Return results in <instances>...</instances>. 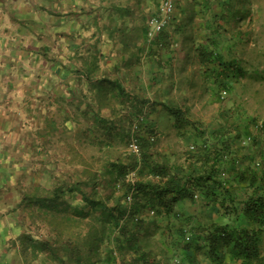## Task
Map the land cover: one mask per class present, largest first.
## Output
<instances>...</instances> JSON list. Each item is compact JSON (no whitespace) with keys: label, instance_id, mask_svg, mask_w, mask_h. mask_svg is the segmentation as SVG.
<instances>
[{"label":"trees","instance_id":"16d2710c","mask_svg":"<svg viewBox=\"0 0 264 264\" xmlns=\"http://www.w3.org/2000/svg\"><path fill=\"white\" fill-rule=\"evenodd\" d=\"M240 10L233 19L234 23L247 27L253 25L252 16L262 12L252 0H247L246 6ZM177 19L175 15L173 31L177 26L179 28ZM181 26L182 32L185 26L183 23ZM145 29L151 59L158 61L153 80L159 76L163 80L167 77V70H172V59L163 56L164 53L174 52L172 37L162 32L150 40L147 36L148 27L145 26ZM173 31L170 30L169 35ZM240 33L241 30L238 35ZM246 33L248 36L250 31ZM218 35L215 37L220 42L225 39L229 54L238 53V47L244 45L242 35L231 36L229 32ZM210 57L214 62L211 82L218 88V94L232 90L233 83L237 85L240 77L230 66L215 61L217 55L211 54ZM202 61H205L204 58ZM207 73L205 78L209 80ZM110 94L107 107L112 112L111 116L102 117L99 110L94 117L85 114L86 108L81 112L79 106L78 115L75 116L70 114L71 111L66 112L67 107L64 105L69 104L59 105L54 119L56 130L67 131L71 122L79 131L70 132L82 145H93L101 151L102 157L96 162L99 168L94 171L86 164L72 162L70 169L81 172L75 174V180L58 182L50 188L38 185L24 193L22 204L27 210H37L50 233L46 238L35 236L28 228L23 230L21 225L24 224L14 217L13 225L18 228L16 232L22 233L13 242L7 241L5 246L18 248L26 264H35L37 260L41 264H53L52 260L54 264H264L258 229H250L241 223L242 220H249V224L260 222V225H264V188L259 185L258 175L254 176L252 170L242 166L238 169L236 166L238 161H242L241 157L246 156L244 151H248L252 138L256 136L250 134V127L245 126L239 131L236 128L229 130L228 126L229 132L225 131L226 134L214 132L213 141H209L196 157V161L199 160L196 167L189 164L193 161L189 155L184 156V164H179L164 153L154 154L151 151L152 144L160 135L154 132L156 125L151 124L155 122L149 118L145 124L152 134L148 139L137 136L139 152L131 151L137 157L129 156L126 159L128 162L118 161L114 160L117 159L115 144L128 137L131 149L135 138L133 133L126 134L124 120L130 124L140 115L143 107H137L140 96L127 92L122 86L113 88ZM124 102L125 109L134 105V110L132 107L131 110L121 109ZM88 106L91 109L90 104ZM124 111L128 113L123 115ZM171 114H162L160 120L169 126L173 124L170 116L174 115V126L182 134L181 112L176 110ZM259 126L264 128V123L260 122ZM262 135L264 137V130ZM75 144V140H71L65 147L66 151L77 157L79 150ZM63 146L61 149H64ZM249 162L253 163L251 159ZM256 164L262 166V161ZM227 169L229 177L226 181L223 171ZM135 170L142 172V178L133 180L130 177L131 171ZM242 182H248L247 185L254 190L245 198L238 196V192L232 194L237 191L235 185ZM8 183L1 186H10ZM104 188L110 192L103 195ZM129 195L132 197L131 202L127 201ZM198 199L202 207H208L217 216H224L228 220L224 223L216 220L203 227L193 224L192 216L184 214L182 205L186 201L193 203ZM230 204H235L236 209L231 208ZM224 206L227 212L220 214L219 209H224ZM12 212L2 213L0 219L13 215ZM34 212L32 223L38 226L39 220L34 217Z\"/></svg>","mask_w":264,"mask_h":264},{"label":"rangeland","instance_id":"374dc122","mask_svg":"<svg viewBox=\"0 0 264 264\" xmlns=\"http://www.w3.org/2000/svg\"><path fill=\"white\" fill-rule=\"evenodd\" d=\"M164 1H149L151 4L155 3L157 9L154 7V9L150 10L151 15L145 24L148 27V37L149 30H151L150 19L161 17L159 7ZM174 1L177 9L175 15L178 17L176 25H179V28L177 26L175 31H173V27L166 26L162 30L167 36L172 37L174 43V47H172L174 49L173 56L170 53L164 55L165 58L171 56L172 70H167V77L163 80L162 78L160 81L156 79V83L152 84L150 88H144L145 92L142 93L144 99L141 101V104L137 102L138 108L140 106L143 107L140 110V115L130 124L127 120H124L123 125L126 134L131 133L130 135H132L133 133L134 140H138L137 136L145 137V139L150 138L152 133L148 132L150 128L145 124L150 118L151 121L155 122L151 125H156L154 132L157 136L160 135L155 144H152L153 150L151 149V151L154 154L164 153L167 157H171V161L174 160L179 164H184V156L189 155L193 159L189 164L197 167L199 160L196 161V157L202 149L206 148L209 141H213L212 136L216 135L214 132L220 131L226 134L225 131L229 132V130L235 128L241 131L245 126H249L250 134L256 136L252 138L248 151H244L246 156H242V161H238L236 166L238 169L242 166L249 171L252 170L254 176L255 174L258 175L259 185L264 188V137L262 135L264 128L259 126L260 122L264 123V0H252L253 4L260 3L263 6L262 15L256 21L255 28L257 31L253 32L258 36V41L253 36L252 40L247 42L246 49L244 45L238 47V53H233L235 56L232 53L229 54L225 39L222 40L223 42H220L215 35L227 32L231 36L244 34L248 27L244 28L246 25H237L233 19L241 11L240 8L244 5L246 6L247 0H230L231 2L228 0ZM182 23L185 28L181 32L182 26L180 27V24ZM239 28L241 33L238 35ZM170 30L173 32L169 35ZM181 34L184 38H182ZM260 35L261 37L259 38ZM261 38L262 40H260ZM149 39L151 40L152 38L149 37ZM251 42H253V45H256L253 51L248 46ZM217 45L220 46L218 47ZM260 45H262V50L258 49ZM211 54L217 55L215 61L222 62L227 67L230 66L231 70H234L240 77L236 87L229 91L225 99L218 95V88L215 85H212V91L207 88L208 80L205 78L206 72H209L207 74L210 77V82L213 79L212 77H214V73H212L214 62L211 61ZM202 58L205 61H202ZM156 65L158 67V63ZM145 68L147 69L148 66ZM184 68L185 71L186 69L193 68L195 72L189 73V75L191 74L190 77L184 73L178 74ZM193 74L195 75L192 76ZM178 77L184 80L183 84H181ZM124 105L125 102L121 105V109L124 108ZM133 106H128L124 109L131 110L132 107V110H134ZM64 107H67L66 112L69 113L70 107L65 105ZM176 110L182 114L183 126L180 128L182 134L178 133V129L174 126V121L176 120L174 115L170 116L173 124L169 126L163 124L160 120L162 114L169 116ZM72 113L74 114V111ZM127 113L125 111L122 112L123 115ZM29 116V125H31L32 119L33 121L36 120L34 108H32V111H29ZM57 120L61 121L59 117ZM228 126H230L229 130H227ZM70 130L79 131L71 123L68 124L67 131L57 129L51 136H44L39 133L38 129L30 128L31 132L29 131L28 138H23L22 151L19 150L13 153L9 159L3 162L0 161V210L5 214L16 209L12 212L13 215H11L12 225L15 223L13 222L15 217L19 223L22 222L24 224L21 225L23 230L28 228L35 236L46 238L50 230L43 219H41L42 216L37 212L36 207L34 208L36 210L34 212L32 209L27 210L26 206L22 204L24 193L30 192L33 187L38 185L50 188L58 182L75 180V174H81V172H73L70 169L72 162L86 164L91 169L93 168L94 171H97L99 168V164H96L98 158L102 157L99 148L93 145H82L81 141L76 139ZM129 139L125 137L123 141L115 144L116 149H114V154L117 156V159L114 158V160L128 162L126 159L129 156L137 157L131 152L132 149H129ZM237 139L239 142V137ZM52 140L53 143H50ZM71 140H75V146L79 150V156L77 157L71 152L66 151L65 144ZM61 146L64 149H61ZM250 159L253 162L251 163L252 165L249 162ZM260 161H262V166L256 164ZM131 172L130 177L133 180L135 178H142V172L138 173L136 170ZM223 172L226 173L225 180L227 181L229 170L227 169V171L224 170ZM73 174L74 176H72ZM230 181L232 180L230 179ZM5 182H9L10 186L2 187V184ZM247 183L242 182L235 185L237 186V191L232 194L236 195L238 192V196L245 198L249 192L254 191ZM229 184L232 185L234 183ZM226 185L228 186V183ZM252 186L256 187L255 185ZM103 192V195L108 194L110 190L104 188ZM71 202L72 204L74 203V201ZM199 202L200 199L195 200L193 203L186 201L182 205L184 214L192 216L193 224L203 227L216 220L222 223L228 220L224 216H217L208 207H202ZM226 208L224 206V209H219V213L225 214L227 212ZM231 208L235 210V204ZM31 211L34 212V217H37V220H39L38 226L32 223L35 218L33 219ZM212 213L214 214L212 215ZM6 218L9 219L8 217ZM2 221L4 223V219ZM241 223H245L250 229H258L257 231L261 239V251L264 254V225H260V222L252 225L249 224V220L246 222L242 220ZM52 262L54 264L53 260ZM227 264L232 263L228 262Z\"/></svg>","mask_w":264,"mask_h":264},{"label":"crops","instance_id":"0c3cea01","mask_svg":"<svg viewBox=\"0 0 264 264\" xmlns=\"http://www.w3.org/2000/svg\"><path fill=\"white\" fill-rule=\"evenodd\" d=\"M149 1L0 0L1 162L22 151L30 128L44 136L53 135L61 104H69L75 113L70 114L75 116L78 106L94 117L99 110L100 116H111L107 99L110 90L120 86L140 96L137 101L141 103L144 88L156 83L153 78L158 62L151 59L146 39L150 10L157 9ZM255 5L263 9L260 3ZM261 15L252 16V26H244L241 38L245 49L253 36L258 41L251 32L257 31L256 21ZM246 31H250L248 36ZM248 46L252 51L256 48L253 42ZM258 49L262 50V45ZM192 71L184 68L178 74L190 77ZM212 85L208 80V90L212 91ZM32 108L36 120L29 125ZM8 218L4 223L0 220V264H26L18 248L5 246L22 233L16 232L17 225H12L11 216ZM35 264L41 263L37 260Z\"/></svg>","mask_w":264,"mask_h":264},{"label":"built area","instance_id":"2783aa9c","mask_svg":"<svg viewBox=\"0 0 264 264\" xmlns=\"http://www.w3.org/2000/svg\"><path fill=\"white\" fill-rule=\"evenodd\" d=\"M160 11V18H151L150 19V26L151 30L149 32V37L154 38L156 35L160 34L162 30L169 26L170 23L173 21L175 17V11H176V4L174 0H165L159 7ZM226 93V92H225ZM131 149L138 153L139 152V145L137 144L136 140H133V143L131 144ZM127 201L131 202L132 197L129 195L127 197ZM154 211L151 212L153 214Z\"/></svg>","mask_w":264,"mask_h":264},{"label":"clouds","instance_id":"9594fccd","mask_svg":"<svg viewBox=\"0 0 264 264\" xmlns=\"http://www.w3.org/2000/svg\"><path fill=\"white\" fill-rule=\"evenodd\" d=\"M177 10V9H176ZM173 23L171 22L169 27H172ZM151 29V28H150ZM150 32V30H149ZM236 87V83H233V86L231 87V89L235 88ZM226 92V93H225ZM229 94V91L227 90H224L222 91L220 94H218L221 98L225 99L227 97V95Z\"/></svg>","mask_w":264,"mask_h":264}]
</instances>
